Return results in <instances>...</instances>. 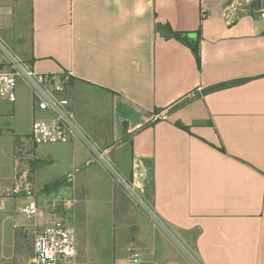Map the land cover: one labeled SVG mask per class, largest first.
Returning <instances> with one entry per match:
<instances>
[{
	"label": "crops",
	"instance_id": "obj_1",
	"mask_svg": "<svg viewBox=\"0 0 264 264\" xmlns=\"http://www.w3.org/2000/svg\"><path fill=\"white\" fill-rule=\"evenodd\" d=\"M227 1L0 0V32L38 70L73 72L77 120L130 179L138 162L155 212L88 164L80 141L33 145L37 110L20 85L0 101V186L37 187L41 226L80 196L65 212L77 264H130L131 247L151 264H264V12L228 23ZM26 201L0 198V264H31Z\"/></svg>",
	"mask_w": 264,
	"mask_h": 264
},
{
	"label": "built area",
	"instance_id": "obj_2",
	"mask_svg": "<svg viewBox=\"0 0 264 264\" xmlns=\"http://www.w3.org/2000/svg\"><path fill=\"white\" fill-rule=\"evenodd\" d=\"M238 0H228L224 8V17L228 23H234L238 18ZM0 101L15 102L18 99L19 86L24 84L31 91L37 110L32 122L30 139L33 145L78 140L85 145L91 156L87 163H100L120 185L128 197L155 216L151 205L143 194L138 179L142 176L140 165L135 163L136 174L127 177L117 166L111 156L112 147L103 148L82 127L72 108L71 100L64 92L73 76L72 71L56 72L40 71L25 60L15 50L0 32ZM165 110L154 113L151 120L165 119ZM72 178V175H70ZM38 188L23 182L0 186V198L26 196L27 201L20 210L25 218L33 222L26 226L29 236L33 239V255L31 264H77V230L68 220L65 211L71 209L75 197L62 198L53 203L50 220L43 226L37 223L39 217L45 214L37 199ZM130 264H151L144 261L139 248L131 247L127 255Z\"/></svg>",
	"mask_w": 264,
	"mask_h": 264
},
{
	"label": "trees",
	"instance_id": "obj_3",
	"mask_svg": "<svg viewBox=\"0 0 264 264\" xmlns=\"http://www.w3.org/2000/svg\"><path fill=\"white\" fill-rule=\"evenodd\" d=\"M251 10L252 11H256V10H259V9H264V0L263 1H259V4H252L250 6ZM166 29H167V32L168 33H173L174 31L172 30V28L170 27L169 24L166 25ZM198 33H200V29L197 31ZM191 47L193 48L195 54H196V57H197V62L199 64V66L201 65V51H200V46H199V38L197 39V42L193 45H191ZM243 80H239V81H230V82H225V83H221V84H218V85H214L212 87L209 88V90H214V89H217V88H220V87H224V86H228V85H231L235 82H241Z\"/></svg>",
	"mask_w": 264,
	"mask_h": 264
},
{
	"label": "rangeland",
	"instance_id": "obj_4",
	"mask_svg": "<svg viewBox=\"0 0 264 264\" xmlns=\"http://www.w3.org/2000/svg\"><path fill=\"white\" fill-rule=\"evenodd\" d=\"M259 1L260 0H238V2H239V8H245V7H250L252 4L254 5V4H259ZM261 1H263V0H261ZM255 12H257V13H263L264 12V9H259V10H256ZM32 149V148H31ZM18 181L19 182H22V181H20V179H18ZM58 194L60 195V194H62V192L61 191H59L58 192ZM72 197H75L76 198V203H77V201L80 199L79 197V195H73ZM75 203V204H76ZM75 208V205L71 208V209H69L68 211L70 212V211H73V209ZM65 212H67V211H65Z\"/></svg>",
	"mask_w": 264,
	"mask_h": 264
}]
</instances>
